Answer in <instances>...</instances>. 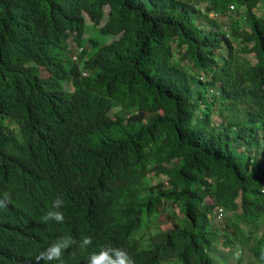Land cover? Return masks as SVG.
I'll list each match as a JSON object with an SVG mask.
<instances>
[{"label": "trees", "instance_id": "obj_1", "mask_svg": "<svg viewBox=\"0 0 264 264\" xmlns=\"http://www.w3.org/2000/svg\"><path fill=\"white\" fill-rule=\"evenodd\" d=\"M204 1L0 0V264H264V0Z\"/></svg>", "mask_w": 264, "mask_h": 264}, {"label": "clouds", "instance_id": "obj_2", "mask_svg": "<svg viewBox=\"0 0 264 264\" xmlns=\"http://www.w3.org/2000/svg\"><path fill=\"white\" fill-rule=\"evenodd\" d=\"M7 203L8 197L5 195L3 199H0V208L7 207ZM64 205V198L59 195L56 196L42 216L43 222L63 224L65 216L61 209H63ZM77 244L80 248L87 249L93 244V240L90 236H84L80 241H76L70 235H63L39 252L35 257V264H41V261L44 264H49V262L67 263V260L63 258L65 251ZM260 260L264 261V252L261 253ZM87 264H135V260L124 249L107 245L102 246L99 251L92 252L88 256Z\"/></svg>", "mask_w": 264, "mask_h": 264}, {"label": "rangeland", "instance_id": "obj_3", "mask_svg": "<svg viewBox=\"0 0 264 264\" xmlns=\"http://www.w3.org/2000/svg\"><path fill=\"white\" fill-rule=\"evenodd\" d=\"M197 2L202 7H204L205 4H206V1H204V0H197ZM261 8H264V5H262ZM256 11L262 12L264 10L263 9H258ZM213 15H215V14H213ZM87 20H89V19L87 18ZM86 23H87V21H86ZM85 35L90 36L89 35V31H87L85 33ZM108 37H111V36H109V35L108 36H105V38H108ZM240 54L249 57L250 60H254L253 55L251 53H249V54L240 53ZM184 61H186V60L184 59ZM214 119L216 120V122H218V117L217 116H214ZM139 176H141V174L138 173V172H136L132 176V178H138ZM152 182H153V180H152ZM168 208H172V206L169 204L168 205ZM170 213L172 214V219H176V218H178L179 216L182 215L181 214V211L179 210V207L178 206H174L173 209H172V212H170ZM226 223H227V221L225 220V216H223L221 214H217V216H215V218L212 220V226H218L219 228H222V227L226 226L225 225ZM152 226L153 225H150V227H152ZM170 226H171L170 221H164V222L161 221L160 227L162 229L169 228ZM221 251H223L224 252V255H226V261H221V262H223V264H234V262L237 259V256H238L239 252L238 251H233L232 250V247H230V246L224 247V245L222 244V242H218L217 245H216V247L214 248V252L213 251H210V253L220 254ZM243 252H244V258L241 260V263L240 264H248V259L250 258L249 251H248V249H244ZM169 261H171V262L168 263ZM164 263L165 264H182V262L180 260H178L177 258H171V259H169L167 261L162 262V264H164Z\"/></svg>", "mask_w": 264, "mask_h": 264}]
</instances>
